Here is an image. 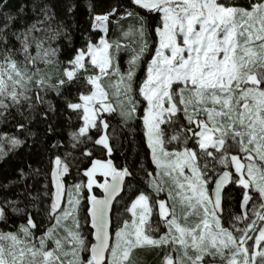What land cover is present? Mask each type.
Listing matches in <instances>:
<instances>
[{"label":"snow or ice","instance_id":"obj_1","mask_svg":"<svg viewBox=\"0 0 264 264\" xmlns=\"http://www.w3.org/2000/svg\"><path fill=\"white\" fill-rule=\"evenodd\" d=\"M22 11L0 12V123L14 129L0 132V161L22 147L29 157L46 152L50 203L41 208L32 194L26 180L40 170L30 163L0 184V220L10 213L22 218L15 231L0 230V264H140L144 249H163L160 264H217V258L218 264H264V0H127L100 12L89 5L93 29L107 33L118 25L120 35L86 39L65 61L60 40L71 39L70 26L57 20L55 5L42 0L32 20L20 19ZM53 65L55 76L45 70ZM102 77L115 78L116 106ZM77 80L85 90L75 100L64 96ZM50 92L67 109L82 111L81 126L70 133L74 148L90 128L104 129L95 144L111 154L102 113L119 110L125 124L142 120L145 158L150 155L155 170L140 169L146 190L129 194L125 214L131 215L118 217L114 235L111 210L133 172L92 159L84 170L89 192L82 225L84 185L61 179L71 174L68 154H58L61 140L48 143L57 136L50 119L55 107L45 98ZM37 120L44 122L42 134L32 130ZM82 155L91 156L86 145ZM98 172L105 177L103 197L91 192ZM232 185L241 189V212L225 222L224 190ZM10 186L19 190L9 194ZM34 211L55 223L41 229Z\"/></svg>","mask_w":264,"mask_h":264},{"label":"trees","instance_id":"obj_2","mask_svg":"<svg viewBox=\"0 0 264 264\" xmlns=\"http://www.w3.org/2000/svg\"><path fill=\"white\" fill-rule=\"evenodd\" d=\"M49 4L55 5V10L57 12V20L63 21L69 27V32L71 33V39L62 38L60 44L62 45L59 58L62 61L69 59L75 48L82 46L86 39H92L94 42L99 40V37L103 35L102 31L99 29H93L89 21V5H93L97 12L108 11L109 6H114L117 3L126 4L127 0H43ZM248 0H241V3H247ZM42 4V0H0V12L3 13H16L19 9L23 8L20 12V19L32 20L35 17L33 12L34 6L36 11H39V7ZM75 5L71 12H68V6ZM3 22L2 17H0V23ZM17 25L20 23L18 19L15 22ZM111 28V27H110ZM112 30H110L111 32ZM114 32L113 34H115ZM110 36V34H109ZM154 38V34L153 37ZM121 55V60H122ZM145 66H142V68ZM59 66L55 65V72ZM62 71V69H59ZM55 75V74H54ZM143 72H140V76ZM139 78V77H138ZM82 88V81L77 80L74 85L67 87L63 95L73 98L74 100L78 98V93ZM47 100L55 107V117L54 126L57 129V136L50 137L48 143L51 144L53 140L59 139L62 141V146L58 150V154L64 157L67 153V163L71 165L70 175L65 173L62 180L66 184H76L84 180L85 169L91 166L92 159L101 160H111L113 165L117 168H123L127 166L132 172L133 176L131 178L126 177L127 183L123 186V195L116 200L113 209L111 210V228L112 232L115 226L114 216L120 210L125 212V207L130 203L129 194L135 189L146 190V179L144 174L140 171L141 168L153 170L150 163L149 156L145 158L146 143L143 133L142 120L133 119L128 121L126 124L121 121L119 112L115 115L112 113H102L101 117L106 119L110 125L107 129V134L109 136V142L113 149L111 154L102 145H96L95 140L100 134L103 133L104 129H100L98 132L95 128H90L89 133L84 137V140L79 144L78 147L71 146L70 133L77 130L82 121L79 119L82 116V111L76 112L66 108V104L61 97H58L55 92H50ZM142 99V98H141ZM140 116L143 115V109H139ZM32 130L38 133L44 132V122L37 120L33 126ZM14 129L10 124L0 123V132H12ZM105 131V130H104ZM88 136H91V140H88ZM39 139V137H37ZM85 145L89 148L91 156L82 155ZM191 146V145H189ZM57 150H53L56 154ZM40 161L39 163L37 161ZM30 163L33 168H39L40 175L27 178L26 182L31 187V192L33 195H39L40 197V207L43 208L45 203L48 202L44 198V192L46 188L50 187L51 177L46 180L44 173L48 171V154L45 152L42 157L32 155L29 157L27 149L22 147L17 149L15 153L9 155L3 161H0V184H6L9 180L15 178V170L21 163ZM203 162V161H202ZM66 177V179H65ZM19 190L17 186H10L9 194L16 193ZM241 189L236 185L227 187L225 189V202H224V221L226 220L225 214L227 209V199L229 201V206L233 208L234 211L239 212L240 206L239 202L241 199ZM86 205V202H85ZM83 207L81 212V222L84 224V214L86 213V207ZM23 205H21L22 207ZM123 212V213H124ZM36 216V223L41 229L46 230L52 224V219L49 221L48 216L41 211L40 213H33ZM123 218L127 215L124 213ZM10 218L8 220H0V230L2 231H15L13 225L18 226L22 218L17 217L13 214H9ZM90 223L87 228H90ZM40 233L37 232V235ZM142 264H159L161 253H154L153 251H146Z\"/></svg>","mask_w":264,"mask_h":264},{"label":"rangeland","instance_id":"obj_3","mask_svg":"<svg viewBox=\"0 0 264 264\" xmlns=\"http://www.w3.org/2000/svg\"><path fill=\"white\" fill-rule=\"evenodd\" d=\"M126 25H127V22H125V26H126ZM99 30L102 31V33H103L102 36H105V35H106L107 38L110 39V40H115V39L120 35V28H119L118 25H112L111 28H110V30H112L111 32L109 31V32L105 33L102 29H99ZM114 32H116V33L113 34ZM109 34H110V36H109ZM122 55H123V56H122L121 64H122L124 67H126V64H125L124 62L128 59V55H129V54H128V53H123ZM39 66H40L41 68H44L43 65H39ZM145 67H146V66H145ZM54 68H55V65H53V66H51V67H49V68H47V69H45V70L48 71V72H50L51 74L54 75V74H56ZM54 76H55V75H54ZM102 81H103L102 86L105 88L106 91L109 92L110 95H112V102H113L114 106H116V99H115V96H114V91H115V78L113 77L112 81L110 82L108 78L102 77ZM118 112H119V110H118ZM103 132H104V130H103ZM145 143H146V140H145ZM149 158H150V155H149ZM150 163H151V158H150ZM200 163L202 164L203 162L200 161ZM151 165H152V164H151ZM152 167H153V171H154V170H155V166L152 165ZM96 179H97L98 183L93 185L91 192H92L93 195H95L96 197H98V196H100L101 193H102V188L99 186V184L104 182L105 177H104L101 173L98 172V173H96ZM80 183H82V184L84 185V187L81 189V193H80L81 199H80L79 212H78V218H79L80 223L82 224V222H81V215H80V214H81L82 209H83V207H84V205H85V202L87 203L86 197H87V194H88V192H89V190H88V188H87V176H86V174H84V180H83L82 182H80ZM146 186H147V181H146ZM166 187H167V185H166ZM238 187H239V186H238ZM160 198H164V196L162 195ZM62 202H63L65 205L68 203V198H67V195H66V194H65V196L63 197V201H62ZM47 203H50V201H48ZM226 205H227V209H226L225 217H226V220H227V221L229 220L230 215H234V214H236V213L241 212V210H240L239 212H237V211H234L233 208L228 207V206H229V201H228V199H227V204H226ZM248 207H249V209H250V208H251V204H249ZM123 212H124V211H121V210H120V211H119L118 213H116L115 216H114V219H115V226H114V229H113V235H114V233H115V229H116L118 223L120 222V221L118 220V217L121 218V219H123V216H124L123 214L125 213V212H124V213H123ZM177 212H178V214H180V209H179V208L177 209ZM126 215H127V216H126L125 218L130 217L131 214L128 213V214H126ZM150 219H151V221H152L153 227H156V226H157V220H158V217L154 214ZM225 222H226V221H225ZM54 223H55V217L52 218V224H54ZM72 223H73V221H72L71 219H68V220H67V225H72ZM64 225H65V222L62 221V222H61V228H63ZM82 225H83V224H82ZM90 226H91V225H90ZM225 226H227V224H225ZM161 230H163L162 227H161ZM5 232H7V231H5ZM49 247H52L51 243H49ZM147 250H148V251H153V252L156 253V254H158V252L161 253L160 260H159V264H160L161 258H162L163 255H164V251H163V249H157V250L144 249V250H142V251L138 254V256H139V260H140V264H142V261H143V259H144L145 254H146L145 252H146ZM218 259H219V258H217V264H218Z\"/></svg>","mask_w":264,"mask_h":264},{"label":"water","instance_id":"obj_4","mask_svg":"<svg viewBox=\"0 0 264 264\" xmlns=\"http://www.w3.org/2000/svg\"><path fill=\"white\" fill-rule=\"evenodd\" d=\"M110 179V178H109ZM228 186H226V188H227ZM225 188V189H226ZM225 191V190H224ZM105 195V193H104V190H103V188H102V193H101V195L100 196H98V197H103ZM110 228H111V219H110ZM112 229V228H111Z\"/></svg>","mask_w":264,"mask_h":264},{"label":"flooded vegetation","instance_id":"obj_5","mask_svg":"<svg viewBox=\"0 0 264 264\" xmlns=\"http://www.w3.org/2000/svg\"><path fill=\"white\" fill-rule=\"evenodd\" d=\"M238 187V186H237ZM241 210V209H240Z\"/></svg>","mask_w":264,"mask_h":264}]
</instances>
